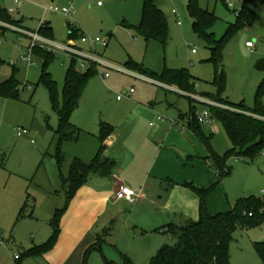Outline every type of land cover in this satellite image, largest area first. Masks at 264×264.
Returning a JSON list of instances; mask_svg holds the SVG:
<instances>
[{
    "label": "rangeland",
    "instance_id": "1",
    "mask_svg": "<svg viewBox=\"0 0 264 264\" xmlns=\"http://www.w3.org/2000/svg\"><path fill=\"white\" fill-rule=\"evenodd\" d=\"M80 1L19 0V5H15L14 0L0 1V6L4 3L7 10L14 9L16 20L23 18V26L6 23L8 27H0L1 31H6L0 34V59L5 62L0 69V83L12 76L21 83L18 98L0 102V264H50L45 257L49 251L44 252L42 248L53 237L55 212L66 205V194L55 158V133L59 128V118L53 108L50 91L42 81L45 59L36 52L29 55L32 42L22 35L23 31L38 33L44 41L55 45L72 44L93 58L119 69L98 66L97 73L85 89L84 102L71 117L72 125L91 134H99L101 122L115 129L129 117L130 121L138 118L139 127L144 129L149 121L144 107L134 105L138 100L155 102V108L159 110V116L166 119L167 126L174 127L171 122L176 120L180 126H175V129L190 131L192 135L194 132L180 118L192 109H196L198 114L203 113L207 110L205 101L220 109L227 107L216 102L218 97L248 109L257 107L256 93L264 80V73L256 68L264 58V0H253L249 4L255 15L254 23L237 32L225 45L219 64L214 63L207 42L193 29L189 0H159L168 21L166 45L155 40L147 41L138 33L144 0H106L103 7H98L99 0ZM243 2H238L233 11L224 1L198 0L201 9L217 17L210 31L217 40L226 34L230 24H236V12ZM71 5L74 8L72 17L47 11L51 6L71 8ZM41 24L51 26L52 37L39 32ZM72 29L80 32L71 38L69 33ZM80 34L88 41L99 38L108 45L84 43ZM249 42L255 45L250 51L246 46ZM54 56L48 65V72L58 84V100L61 102L71 59L64 54ZM27 57L29 63L24 61ZM130 64L157 76L166 71H186L195 84L196 94H192L191 98L197 103H191L177 85L168 90L150 83L143 78L145 76L128 69ZM76 69L82 73L88 71L81 69L80 61H76ZM120 70L130 71L142 78ZM222 73H225L226 79L221 92L214 81L216 74ZM131 90L135 92L134 97L126 98ZM212 96L216 99L212 100ZM118 97L123 99L118 101ZM262 102L264 105V98ZM19 129L28 134L18 137ZM202 130L212 137L215 153L222 156L232 149L220 122L202 124ZM196 141L200 156H205L206 150H202L205 147L199 140ZM74 147L71 146V149L75 150ZM65 149L62 147V152ZM71 149L66 150V160L62 165L64 176H68L75 156ZM90 156L86 162L94 155ZM228 164L230 175L209 200L213 215L228 212L242 198L253 196L264 201V150L255 157H233ZM50 191L52 194L49 195ZM51 202L58 204L53 213ZM103 223L100 222L96 231L102 239V251L92 249L86 264H107L103 256L121 264L122 255L130 258L133 264H149L162 247L178 243L177 238L163 231L147 232L145 223L132 218L129 213ZM261 242H264V223L259 227L237 229L230 245L231 264H263L254 247L255 243ZM84 245L79 242L71 250L69 264H84Z\"/></svg>",
    "mask_w": 264,
    "mask_h": 264
},
{
    "label": "trees",
    "instance_id": "2",
    "mask_svg": "<svg viewBox=\"0 0 264 264\" xmlns=\"http://www.w3.org/2000/svg\"><path fill=\"white\" fill-rule=\"evenodd\" d=\"M224 1V0H220ZM253 0H244L241 11L236 16V24H230L226 34L217 40L211 28L217 21L214 13L203 10L198 4V0H189L188 10L193 19V29L196 34L203 38L209 45L213 61L219 64L222 59V51L228 42L246 26H252L254 23V12L249 8ZM0 21L5 23H20L22 20H16L8 10L0 8ZM4 34L6 31H1ZM138 33L147 41L155 40L166 45L168 41V21L164 12L157 6L155 0H144L141 14V23L137 28ZM41 34L50 38L51 32L47 25L41 27ZM80 30L72 29L70 37H74ZM36 53L43 56L44 65L42 81L48 87L53 108L59 118V128L55 133L57 141L56 161L60 171L62 186L66 194V205L62 210H57L54 215L52 226L54 234L51 242L42 248L44 252L52 250L60 234V222L69 204L77 194V191L87 183L89 176L96 174L101 176H110L115 168L114 161L105 156L107 139L112 135L114 128L108 124L101 123L99 135L100 149L97 156L89 163L78 158L73 159L68 176H64L62 165L65 161L62 147L65 143L76 142L80 138L82 131L71 124V117L75 110L81 104L85 89L91 78L97 73V69L90 67L87 72L82 73L76 69V61L71 60V65L66 71L65 82L62 92V101L58 100V84L53 80L48 72L50 61L55 56L52 53L45 52L40 48L35 49ZM5 62L0 59V69ZM256 68L264 73V58L261 59ZM130 70L139 73L142 76L160 82L167 86L177 85L181 92L187 94V99L191 103L196 102L191 98L196 94L195 84L192 77L186 71H166L163 75L157 76L149 73L142 68L129 65ZM225 73L216 74L214 85L222 92L225 85ZM21 83L12 76L10 79L0 83V102L4 100L16 99L20 95ZM212 100L215 97H210ZM264 80L259 85L256 99L257 107L248 109L244 105H235L218 97L216 102L222 103L227 109L206 105L211 118L222 124L228 138L231 141L232 149L224 155L214 152L212 147V137H208L202 130V124L198 121L196 109H192L181 119L186 121L188 128L193 131L201 143L208 149V162L213 173V180L208 187L200 188L193 183L184 184L191 190L200 201L199 218L196 221L187 220L182 225L170 224L158 232L163 231L178 239L175 246H164L150 260L149 264H231L230 245L237 229H249L259 227L264 223V201L257 197H247L238 200L234 207L226 213L211 214L209 212V200L214 192L221 186L223 180L230 175L231 167L229 161L233 157L250 155L255 157L264 150ZM204 105V104H203ZM101 236L97 235V243L90 247L84 258V264L92 249L99 248L102 251ZM255 250L264 264V242L255 243ZM40 253V251H39ZM107 264H119L108 260L103 256ZM121 264H133V261L125 255L121 256Z\"/></svg>",
    "mask_w": 264,
    "mask_h": 264
},
{
    "label": "crops",
    "instance_id": "3",
    "mask_svg": "<svg viewBox=\"0 0 264 264\" xmlns=\"http://www.w3.org/2000/svg\"><path fill=\"white\" fill-rule=\"evenodd\" d=\"M155 2L161 9L162 2L159 0ZM14 4L19 5L15 0ZM71 6L74 10L73 5ZM0 8L7 10L4 3ZM20 20L23 26V18ZM47 27L53 35L51 26ZM140 101L134 105L137 108L144 107L148 124L141 129L138 118L130 121L129 117L114 129L105 143V156L114 161L115 168L110 176L96 174L89 176L87 183L77 191L61 219L60 234L55 246L45 254L50 264H69L71 250L79 242L85 244L82 253L87 252L86 250L97 243L96 231L100 222L104 221L103 224H107L126 213L144 222L147 232L154 233L173 223L182 225L187 220H198L200 201L184 184L190 182L200 188L211 184L214 176L207 160L209 151L203 145L205 149L202 150L203 152L206 150L207 154L205 152V156L201 157L196 144L199 138L195 133L192 135L190 131L175 129V126H180L176 120L171 122L174 127L167 126L166 119L160 122L158 118L161 116L159 110L155 108V102ZM99 135L100 132L97 135L82 131L78 141L65 143L63 145V149L66 148L63 152L65 160L66 150L76 146L75 150L71 149L75 155L74 159L86 162L89 155L90 157L94 155L87 163L91 162L101 146ZM122 185L135 192L137 199L134 204L116 199V193ZM50 205L53 213L58 204L51 202Z\"/></svg>",
    "mask_w": 264,
    "mask_h": 264
},
{
    "label": "built area",
    "instance_id": "4",
    "mask_svg": "<svg viewBox=\"0 0 264 264\" xmlns=\"http://www.w3.org/2000/svg\"><path fill=\"white\" fill-rule=\"evenodd\" d=\"M0 1H2V0H0ZM105 1L106 0H99L98 6L102 7L104 5ZM240 1L241 0H224L226 6L231 8L233 11H235L236 4L238 2H240ZM15 3L18 4L19 0H15ZM241 7L236 12V16L239 15V13L241 11ZM47 11L52 12V13H56V14H62V15L68 16V17H72L74 15V12H73L72 8H59V7L51 6V7H49L47 9ZM8 13L11 14V15H14L15 11H14V9H9ZM41 26L43 27L44 25L41 24ZM0 27H8V25L5 22L0 21ZM22 35L31 39L32 43H31V46H30V49H29V55H32L34 53L35 49L41 48V49L46 50L49 53H52L53 55H62V54H64V55L68 56L71 60L80 61L82 70H87L90 67L97 68L98 66L106 67V68H109V69H117L116 67H114V66H112V65H110V64H108V63H106V62H104L102 60L93 58L92 56L84 53L82 50L78 49L76 46H74L72 44L67 45V46L55 45L52 42L44 41L43 38L40 36V34L32 33V32H29V31H27V32L23 31ZM80 38L82 39V41L84 43L90 42L93 45H103V46H107L108 45V42H102L99 38H97V39H95L93 41H88L81 34H80ZM0 46H1V43H0ZM246 46H247L248 49L252 50L255 45H254V43L249 42V43H247ZM24 61L26 63L30 62L28 57L25 58ZM117 70H119V69H117ZM120 71L124 72L126 74H131V75H133L135 77L142 78V76L135 75V73H132L130 71H124V70H120ZM105 77L108 78L109 75L106 74ZM143 78L145 80H148L149 82H154V83H156L158 85H161V86H163V87H165V88H167L169 90L172 89V87L164 85L162 83H159V82H157L155 80H152L150 78H147V79L145 77H143ZM134 95H135V92L133 90H131L130 92H128L125 95V97L130 99ZM191 97H193V96H191ZM122 99H123V97H118L117 98L118 101H121ZM205 102H206V105L213 106V104L210 103L209 101H205ZM158 120L160 122H164L165 118L164 117H159ZM198 121L201 124H212L214 122V120L211 118V115H210V112H209L208 109L205 110L203 113L198 114ZM153 125L154 124H152V126ZM27 134H28L27 131H23V130L19 129V131L17 133V136L18 137H22V136L27 135ZM116 199L120 200V201H127L130 204H134L136 202L137 196L135 195V192L131 188L122 185V186L119 187V189H118V191L116 193ZM0 244H1V241H0Z\"/></svg>",
    "mask_w": 264,
    "mask_h": 264
}]
</instances>
